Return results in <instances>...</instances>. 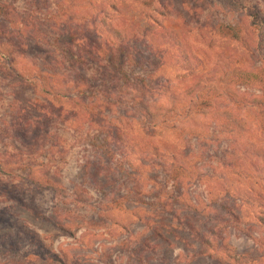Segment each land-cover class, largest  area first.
Here are the masks:
<instances>
[{
  "label": "rangeland",
  "instance_id": "rangeland-1",
  "mask_svg": "<svg viewBox=\"0 0 264 264\" xmlns=\"http://www.w3.org/2000/svg\"><path fill=\"white\" fill-rule=\"evenodd\" d=\"M144 1L0 0V264H234L186 228L216 223L264 264L257 108L235 105L249 133L216 122L229 89L258 94L226 78L262 65L244 9L264 29V0ZM174 153L205 178L175 183Z\"/></svg>",
  "mask_w": 264,
  "mask_h": 264
},
{
  "label": "trees",
  "instance_id": "trees-1",
  "mask_svg": "<svg viewBox=\"0 0 264 264\" xmlns=\"http://www.w3.org/2000/svg\"><path fill=\"white\" fill-rule=\"evenodd\" d=\"M237 1L236 3H233V0H227V5L230 8V10H234L237 7ZM144 3L146 5L149 4V7H152L153 3L152 1L145 0ZM245 13L249 16L251 25L250 27L255 29L257 33L259 34V41H258V51L261 56L262 65L258 67L256 70L249 69V68H242V69H235L230 72V74L227 75L228 83H234L240 85L244 90L248 87H251L258 90L257 95H251L250 98L246 97L244 98V92L237 91L229 89L225 96H227V99L229 98L231 100V105L223 107V109L217 110L216 112H222L220 114L216 115V122L220 126L219 131L223 134L229 133V134H242V133H249L250 129L246 125L245 120L238 115L237 111L235 109L240 110L243 107H247L248 105H252L253 107L257 108L258 112V122H260V128L264 131V29L261 28L260 21H259V11H256L254 9H244ZM218 29V28H216ZM220 31V30H219ZM224 35L234 41H237L239 43L244 42V33L243 28L237 24H227L224 25V27L221 30ZM82 58V57H81ZM80 57L78 58L75 56L76 60H80ZM15 60L13 57H9L7 55H0V68L4 71H12L16 70L15 68ZM230 77V78H229ZM229 78V79H228ZM33 86H38L34 83H31ZM232 90V91H231ZM45 92L49 93L47 89H44ZM213 92H215V89H212ZM235 105L237 107H235ZM136 111L138 110L140 118L144 119L146 121L150 120L154 123V120L156 121L158 118L164 117V115L156 114L154 110H151V106L149 104H139V106L136 107ZM238 110V111H239ZM173 158L172 160V169H177L178 174L171 175V178L175 183H180L181 178L189 177V176H198L201 180L204 177V175L200 172H196L191 175H186L188 170L184 168L183 164H180L177 161V155L174 153L171 155ZM7 164L4 163V161H0V170L4 171L3 166ZM130 165V163H129ZM132 166V165H131ZM130 166V167H131ZM193 171V170H192ZM205 178V177H204ZM35 184L36 181H32ZM51 184V183H50ZM50 186V185H47ZM209 196L210 198L214 197L216 198V186H211L209 188ZM211 199V201H212ZM215 202V201H214ZM258 222L261 225H264V218L260 217L258 218ZM222 223V222H219ZM187 225V224H186ZM221 224H214V225H204L203 231L196 228L192 224H188L186 228H188L191 233L190 235H193L196 239V241L201 245L204 251L211 252L209 250L214 251H223V258L225 261L234 263V264H243L246 261V258L244 255H241L237 252L236 248L230 243L227 237H224L222 233H220V226ZM159 232V231H158ZM160 233V232H159Z\"/></svg>",
  "mask_w": 264,
  "mask_h": 264
}]
</instances>
